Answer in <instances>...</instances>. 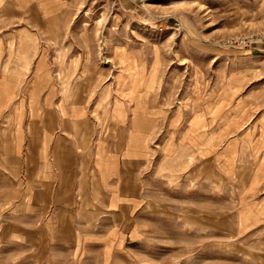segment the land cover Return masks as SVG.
Instances as JSON below:
<instances>
[{"label": "rangeland", "instance_id": "obj_1", "mask_svg": "<svg viewBox=\"0 0 264 264\" xmlns=\"http://www.w3.org/2000/svg\"><path fill=\"white\" fill-rule=\"evenodd\" d=\"M258 33L264 0H0V264H264Z\"/></svg>", "mask_w": 264, "mask_h": 264}, {"label": "crops", "instance_id": "obj_2", "mask_svg": "<svg viewBox=\"0 0 264 264\" xmlns=\"http://www.w3.org/2000/svg\"><path fill=\"white\" fill-rule=\"evenodd\" d=\"M47 114H48V116L49 117H51V116H53L54 115V112L53 111H51V110H47ZM55 114H56V116H58V117H60V116H62V113L61 114H59L58 112H56L55 111ZM68 116H71L72 114H73V109H69L68 110V113H66ZM49 117H46V118H44V121H45V123H43L44 125L40 128V129H38V130H40V132H42V133H48L50 130H51V128L50 127H48L47 125H48V123H49ZM54 120V119H53ZM57 120H59V118L57 119ZM65 119H61L60 118V122L62 121V123L61 124H63V121H64ZM46 121H48V122H46ZM51 122H52V120H51ZM46 135V134H45ZM44 135V136H45ZM38 163H40V161H38ZM111 178H117L116 176H113V177H111ZM242 226V225H241ZM258 226L256 225V226H253V227H251L250 229H254V228H257Z\"/></svg>", "mask_w": 264, "mask_h": 264}, {"label": "built area", "instance_id": "obj_3", "mask_svg": "<svg viewBox=\"0 0 264 264\" xmlns=\"http://www.w3.org/2000/svg\"><path fill=\"white\" fill-rule=\"evenodd\" d=\"M255 40H256V42H254L255 44H262L264 46V33H258L255 36Z\"/></svg>", "mask_w": 264, "mask_h": 264}]
</instances>
